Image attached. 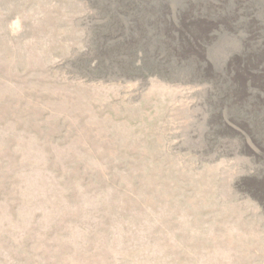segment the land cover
<instances>
[{"label":"rangeland","instance_id":"rangeland-1","mask_svg":"<svg viewBox=\"0 0 264 264\" xmlns=\"http://www.w3.org/2000/svg\"><path fill=\"white\" fill-rule=\"evenodd\" d=\"M166 1L217 17L218 67L264 66V0ZM131 18L0 0V264H264V102L137 63Z\"/></svg>","mask_w":264,"mask_h":264},{"label":"bare ground","instance_id":"bare-ground-1","mask_svg":"<svg viewBox=\"0 0 264 264\" xmlns=\"http://www.w3.org/2000/svg\"><path fill=\"white\" fill-rule=\"evenodd\" d=\"M112 1L113 4H115V12H117L118 15L125 17L126 15L130 14L132 17V24L129 29L131 33L135 34V37L130 36V38L128 39L127 37V39L129 40L130 44L133 45L132 53L135 59L136 57L138 58L137 63L140 64L141 62H143L144 59H142V55H149L148 46L153 42L155 44H153L152 46H155L156 48L162 46L165 49V52H163L162 54L158 53L159 51H154L153 54L151 53L152 55L150 56L156 58L157 62L158 60L163 62H166V60L167 62L169 60H175L180 65H184V68L185 66L188 68V64H191L192 67L190 68L198 73V78L201 76L199 78V83L212 86L217 95H226L227 90H229L228 84L229 82H231V88L235 92V98L241 99L246 96V94H248L250 96L253 95L252 97L254 98L258 97L257 101L259 100L261 102H264V66L260 64L261 62H250V59L246 58L247 55H245V52H243V55L238 53V55L235 56L231 62L226 63L225 61V66H223L222 64L223 67H218L210 57L208 49L212 40H214V36L212 35V28L215 27V22L218 19H216L217 17H213V15L211 14L209 15L207 10L205 12L198 11L200 10L199 8L201 6L196 9L197 12H195V14L192 13V11L194 10H191V8H189L187 10H184V12L180 10V14L173 15L172 8H169L170 3H168V1L166 0ZM212 1H194L193 5H195L196 7V3H198L211 6H219L214 4ZM158 12H161V15H159ZM121 34L120 36L123 37V35ZM223 42L224 41H222V43ZM227 53L230 54L229 52ZM259 54L260 51H256V53H253V56L256 57L257 61L259 58ZM224 57L222 59H224ZM224 60H227V58ZM222 62L224 61L222 60ZM167 66H169V64ZM169 74L171 73L169 72ZM157 75L158 77H162L160 74ZM182 81L184 83H192V81L194 80H191L190 78L189 80L183 79ZM250 87L253 88V91H257V93H247V90ZM250 93H252V91Z\"/></svg>","mask_w":264,"mask_h":264}]
</instances>
